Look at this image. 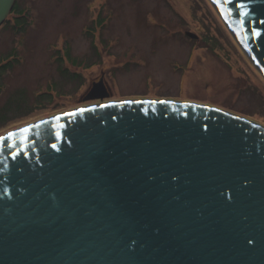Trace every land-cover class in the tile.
I'll use <instances>...</instances> for the list:
<instances>
[{
    "label": "water",
    "instance_id": "1",
    "mask_svg": "<svg viewBox=\"0 0 264 264\" xmlns=\"http://www.w3.org/2000/svg\"><path fill=\"white\" fill-rule=\"evenodd\" d=\"M211 1L264 75V0ZM0 264H264V125L145 98L1 135Z\"/></svg>",
    "mask_w": 264,
    "mask_h": 264
},
{
    "label": "rangeland",
    "instance_id": "2",
    "mask_svg": "<svg viewBox=\"0 0 264 264\" xmlns=\"http://www.w3.org/2000/svg\"><path fill=\"white\" fill-rule=\"evenodd\" d=\"M18 2L29 15L25 32L12 28L13 14L0 26V61L16 57L0 70V136L82 106L145 98L210 105L264 125V75L211 0ZM101 76L111 96L84 101ZM44 92L53 99L38 100Z\"/></svg>",
    "mask_w": 264,
    "mask_h": 264
},
{
    "label": "trees",
    "instance_id": "3",
    "mask_svg": "<svg viewBox=\"0 0 264 264\" xmlns=\"http://www.w3.org/2000/svg\"><path fill=\"white\" fill-rule=\"evenodd\" d=\"M12 14L14 15L12 28L15 30V32H19V33L25 32V30H26V28H27V26L29 24V15L27 14V11H24V9H22L20 7L18 0L16 1V3L14 5L10 15H12ZM5 23H7V24L10 23L9 17L6 19ZM10 55H11V53H9L5 57V59L0 61V70L1 69H6V68L8 69V66L11 64V62H13V60L16 59V57H13V59H11L12 57ZM4 60H6V61H4ZM74 75L75 76H79L78 74H74ZM44 98L49 99V100L53 99L52 94L48 93V92L41 93V94H39L37 96L38 100L39 99L42 100Z\"/></svg>",
    "mask_w": 264,
    "mask_h": 264
},
{
    "label": "snow or ice",
    "instance_id": "4",
    "mask_svg": "<svg viewBox=\"0 0 264 264\" xmlns=\"http://www.w3.org/2000/svg\"><path fill=\"white\" fill-rule=\"evenodd\" d=\"M246 14V13H245ZM81 111H83V110H81ZM24 131H27V129H25ZM11 135V134H10Z\"/></svg>",
    "mask_w": 264,
    "mask_h": 264
}]
</instances>
